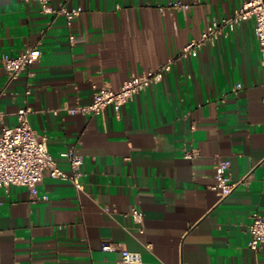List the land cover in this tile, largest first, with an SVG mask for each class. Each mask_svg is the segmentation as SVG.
Listing matches in <instances>:
<instances>
[{
	"label": "crops",
	"instance_id": "crops-1",
	"mask_svg": "<svg viewBox=\"0 0 264 264\" xmlns=\"http://www.w3.org/2000/svg\"><path fill=\"white\" fill-rule=\"evenodd\" d=\"M242 1L51 0L80 10L69 28L36 0H0V133L28 107L66 172L63 151L84 161L83 190L51 177L38 185L40 199L25 186L0 188V264H119L121 248L141 254L135 264H264V244L249 248L250 216L264 211V61L254 20L178 57ZM28 46L41 59L9 81L2 58ZM172 58L163 80L119 112L68 111L92 101L93 85L118 89ZM221 160L237 183L227 196L212 188ZM104 241L115 249L103 250Z\"/></svg>",
	"mask_w": 264,
	"mask_h": 264
},
{
	"label": "built area",
	"instance_id": "built-area-1",
	"mask_svg": "<svg viewBox=\"0 0 264 264\" xmlns=\"http://www.w3.org/2000/svg\"><path fill=\"white\" fill-rule=\"evenodd\" d=\"M43 13L57 16L64 14L67 26H73V20L79 15V9H68L65 5L58 7L51 4V0H36ZM170 6L178 9H187L189 5L181 2H172ZM252 19L255 23V36L259 42L262 58L264 61V0H243L230 17L214 18L206 30L203 31L199 39L191 40L178 57L187 58L196 54L200 49L211 42L221 31L234 29L242 21ZM70 41H75V34H70ZM43 51L39 46H28L18 55H5L2 63L8 73V80L15 79L20 72L30 65L38 62ZM175 58L169 59L161 64L156 70H150L128 77L120 88L114 89L110 85H93V98L90 103L77 104L70 107V113H82L90 115H100L107 107L112 106L119 112L122 106L129 100L137 96L148 87L159 84L164 74L172 68ZM241 88V84H237ZM264 102V96H263ZM31 109L22 107L17 111L18 123L14 126L4 125L0 133V188L10 185L25 186L29 189L34 199L38 196V185L45 177L59 178L71 181L77 190L84 189L82 180L84 172L82 170L83 157L73 149L63 151L60 156L66 159L71 167L70 173L66 172L58 160L50 153L48 148V138L39 134L33 129L29 120ZM3 120V113L0 112V122ZM193 153L187 152L186 157L191 158ZM230 161L221 160L215 167L216 184L213 189L219 190L221 196L229 195L236 182L232 181L229 175ZM47 199V196L42 197ZM108 210V209H106ZM133 219L141 223L143 212L137 208L131 211ZM249 224L250 241L249 248L257 251L264 244V211H253ZM115 244L110 241L102 243L105 251L115 249ZM121 258L119 264H135L141 262V254L121 248Z\"/></svg>",
	"mask_w": 264,
	"mask_h": 264
}]
</instances>
